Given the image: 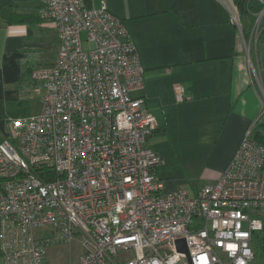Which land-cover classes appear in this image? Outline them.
I'll list each match as a JSON object with an SVG mask.
<instances>
[{
	"label": "built area",
	"instance_id": "obj_1",
	"mask_svg": "<svg viewBox=\"0 0 264 264\" xmlns=\"http://www.w3.org/2000/svg\"><path fill=\"white\" fill-rule=\"evenodd\" d=\"M40 1L59 45L54 63L32 73L40 111L13 120L0 142L3 264H52L45 249L77 239L61 264H257L264 144L249 131L217 181L166 191L163 159L148 146L157 119L132 96L145 71L123 20L105 0ZM220 1L242 33L235 0ZM254 1L257 39L264 0Z\"/></svg>",
	"mask_w": 264,
	"mask_h": 264
},
{
	"label": "crops",
	"instance_id": "obj_2",
	"mask_svg": "<svg viewBox=\"0 0 264 264\" xmlns=\"http://www.w3.org/2000/svg\"><path fill=\"white\" fill-rule=\"evenodd\" d=\"M85 1L95 7L101 3ZM105 1L109 11L123 20L140 55L145 71L144 88L133 91L132 96L144 97L148 110L157 119L158 128L149 137L148 146L163 159L156 171L165 190L186 187L196 192L214 183L247 132L254 133L261 121L264 39L257 45L252 17L242 15L244 50L230 47L229 16L217 0H141L135 12L127 16L110 0ZM43 12L40 0H0L3 138L10 131L4 122L5 115L21 101H27L26 97L30 99L32 89L22 88L24 71L31 69L33 73L37 68L49 67L57 57L58 33ZM133 18L150 20L156 25L155 35L144 32L139 39L127 25V20ZM212 29L219 32L215 39L209 37ZM156 36L161 38L162 47L141 46L140 40L144 45L146 41L156 44ZM251 44L254 48L248 49ZM252 65L257 77L251 71ZM178 86L184 88L183 101L176 99Z\"/></svg>",
	"mask_w": 264,
	"mask_h": 264
},
{
	"label": "rangeland",
	"instance_id": "obj_3",
	"mask_svg": "<svg viewBox=\"0 0 264 264\" xmlns=\"http://www.w3.org/2000/svg\"><path fill=\"white\" fill-rule=\"evenodd\" d=\"M110 1L114 6H116V9L118 11H120V13L127 16L128 14L135 12V10L137 9V6H138L137 3H139L141 0H110ZM217 2L219 3L220 6H222L227 11L228 16H229L228 17L229 18V24L232 27L231 28L232 34L230 33V35L228 36V43H229L230 47H233V45H235L236 47H243L244 48L245 47L244 46V40H243V37L241 35V31L239 29V26L235 25V22L231 16L229 9L227 8V5H225V3L221 2L220 0H217ZM128 20H127V25L129 27V29L131 30V32L133 34L136 33V35L138 36L139 39H140V37H142L143 34H145L144 32H147V33L150 32L151 34L155 35L156 25L153 24L150 20L146 21V20L137 19V18L131 19L130 22ZM148 21H150V22H148ZM242 23H244V21H242ZM218 35H219V32H217L215 29H212L210 34H209V37L215 39ZM220 36H221V34H220ZM223 36H224V38L226 37V32L223 33ZM156 39L158 41L156 44H150V41H146V44L144 45V43L141 40H140V44L142 47H162L161 43H160L161 38L159 36H156ZM261 39H264V33H262L260 40ZM151 41L154 42V39H152ZM87 47H88V45L85 44L86 49H87ZM247 48L253 49L254 44H251V47H247ZM244 50H245V48H244ZM261 92H262V97H263L262 102L264 105V92L263 91H261ZM28 97L30 98L28 100V102L21 104L19 106H15V108L11 109L9 111V113L5 115L4 122H5V125H6L8 130L11 128V123L13 120L18 119V118H23L26 116H30V115L36 114L40 111V109H41V97L34 92H31V94H29ZM261 110H263V107ZM261 113H262V111H261ZM261 121H264V114L262 115ZM194 182H196V181H193V183ZM78 242L79 241L77 239L73 243V246L71 248L69 247V245H66V244H58V245H54L52 247H47L44 251L45 256L52 264H61L62 262L68 260L70 251L72 252L71 254H73L75 257V254L78 253ZM255 250H257L256 247H255ZM257 254H258V252H257ZM256 263L257 264H264V263H262V260L259 258V254L257 256Z\"/></svg>",
	"mask_w": 264,
	"mask_h": 264
},
{
	"label": "trees",
	"instance_id": "obj_4",
	"mask_svg": "<svg viewBox=\"0 0 264 264\" xmlns=\"http://www.w3.org/2000/svg\"><path fill=\"white\" fill-rule=\"evenodd\" d=\"M235 3L237 5V8L240 12V15L246 14L252 17V20L255 21L256 14L261 11L263 8V5L260 4L257 1L254 0H235ZM261 34L258 37L257 45L259 44ZM22 88L27 90H31L36 82L32 78V70L26 69L22 76ZM25 100L28 101V98L26 97ZM27 101H21V104L26 103ZM254 139H256L258 142L264 144V121H259L257 128L255 132L253 133ZM3 140V137L0 135V142ZM254 246L256 247V251L259 254V258L262 260V263H264V227L262 231L256 233L254 235ZM256 252V253H257ZM257 254V256H258Z\"/></svg>",
	"mask_w": 264,
	"mask_h": 264
},
{
	"label": "water",
	"instance_id": "obj_5",
	"mask_svg": "<svg viewBox=\"0 0 264 264\" xmlns=\"http://www.w3.org/2000/svg\"><path fill=\"white\" fill-rule=\"evenodd\" d=\"M178 246H179L180 248L186 250V246H185L184 240H180V241H178Z\"/></svg>",
	"mask_w": 264,
	"mask_h": 264
}]
</instances>
